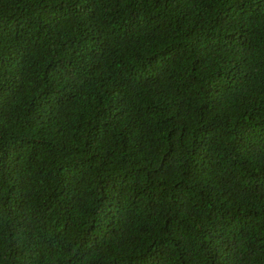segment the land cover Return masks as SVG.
I'll list each match as a JSON object with an SVG mask.
<instances>
[{"label":"trees","instance_id":"obj_1","mask_svg":"<svg viewBox=\"0 0 264 264\" xmlns=\"http://www.w3.org/2000/svg\"><path fill=\"white\" fill-rule=\"evenodd\" d=\"M0 264H264V0H0Z\"/></svg>","mask_w":264,"mask_h":264}]
</instances>
